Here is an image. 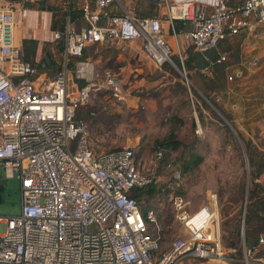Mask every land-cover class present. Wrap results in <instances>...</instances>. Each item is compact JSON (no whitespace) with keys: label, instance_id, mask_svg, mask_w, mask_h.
I'll list each match as a JSON object with an SVG mask.
<instances>
[{"label":"built area","instance_id":"2783aa9c","mask_svg":"<svg viewBox=\"0 0 264 264\" xmlns=\"http://www.w3.org/2000/svg\"><path fill=\"white\" fill-rule=\"evenodd\" d=\"M36 1L0 0V168L6 178L17 176L21 189L20 213L0 215V264H264V233L250 242L244 236L248 195L238 245L222 240L215 194L196 209L171 195L179 232L166 239L155 211L143 213L130 195L156 182L134 148L94 149L87 123L75 117L99 95L127 99L117 74L82 58L88 45L110 42L125 51L139 42L154 65L184 67L180 37L204 55L230 36H254L264 25V0H158L163 18L138 16L117 0H68L64 9L81 2L84 24L66 15L63 29H48L52 41L63 42L53 77L45 53L23 57L16 31V9ZM112 5L122 9L109 14ZM175 20L189 29L176 33ZM205 59L211 74L228 55Z\"/></svg>","mask_w":264,"mask_h":264},{"label":"rangeland","instance_id":"374dc122","mask_svg":"<svg viewBox=\"0 0 264 264\" xmlns=\"http://www.w3.org/2000/svg\"><path fill=\"white\" fill-rule=\"evenodd\" d=\"M66 1L54 2L59 9L66 10ZM122 2L125 0H117V3ZM73 3L80 7L81 2ZM28 8L15 11L17 34L21 39L23 36L37 39L38 48L51 53L57 69L62 62L61 53L47 41L50 40V27L45 28V12L35 11L34 4ZM74 22L84 24L82 18ZM179 42L184 67L154 65L142 53L140 43H131L132 47L125 51L118 50L110 42L88 45L89 57L99 70L117 74L127 94L123 102L100 96L83 107L91 145L94 149L132 146L156 180V188L170 189L168 193L161 191L141 202L142 208L155 211L164 232L162 236L170 239L179 232L169 203L171 195L182 194L189 208L196 209L215 194L222 240L225 245L235 246L240 241L244 202L247 195L251 197L254 167L264 163V25L243 45L240 42L236 49H231L229 61L214 67L211 74L204 72L203 58L193 46L181 37ZM207 53L212 61L214 53ZM189 58L191 65L187 64ZM253 59L257 60L255 65H252ZM236 70L243 71L241 77H234ZM230 75L233 80L228 79ZM193 91L197 94L193 95ZM206 95L217 102L227 118ZM170 132L179 137L193 135L195 138L192 149L180 147L167 151L166 160L172 161L166 167L165 159L158 162L154 157L155 142L166 138ZM191 153L200 156L202 161L184 172L182 163ZM0 173L4 187L0 215L16 216L21 209L20 181L16 175L6 178L2 168ZM172 177L179 179L174 181ZM255 189L264 204V174ZM253 202L257 203L253 199L247 204L244 220V236L248 242L257 233L264 232V220L248 222L250 209H255L251 205ZM260 214L264 218V208Z\"/></svg>","mask_w":264,"mask_h":264},{"label":"trees","instance_id":"16d2710c","mask_svg":"<svg viewBox=\"0 0 264 264\" xmlns=\"http://www.w3.org/2000/svg\"><path fill=\"white\" fill-rule=\"evenodd\" d=\"M54 1L55 0H38V1L33 3L34 4V9L39 10L41 12L50 13V15H51L50 24H49V27H50L49 29L50 30H61V29H63L66 15H69L70 20L73 21V22L82 17L83 11L77 5H75L73 2H70L67 5V7L65 8L66 10H61L57 6V4H55ZM182 30H183V23H182L181 20H177L176 21V26H175V31H176V33H181ZM47 41L48 42L50 41V42H52L55 45V51L57 53H61L62 52V50H63V42L62 41H52L51 38H50V40L48 39ZM21 44H22L23 57L26 58V59L33 58L36 55L37 52L39 54L40 53H45L48 56V58H49L48 68L51 70V72H50L51 76L50 77H53V74L56 72V70L60 69V66H57V69H55V67H54L55 61L52 58V55H51V53H49V51L43 52V50L38 48L39 46H38V40L37 39L32 38V37L23 36ZM87 57H89V54H88V50H87V47H86V49L83 52L82 58H87ZM76 59L77 58H71L70 63H69V68H68L70 71L73 70V64H74L73 62ZM176 61H177V59H176ZM187 61H188L187 64H189L191 62L190 58L187 59ZM177 63H178V65L180 64L179 61ZM183 64H184V62H183ZM189 65H191V63ZM221 65H223V64H218L217 66H221ZM164 66H168V65H163L162 67H164ZM51 67H53L54 70H52ZM192 94L196 95L197 93H196V91H193ZM98 97H100V95ZM98 97H96V98H98ZM206 98L208 100H210V102L218 110H220V112L224 116H226V118H227V115L225 114V112H223L219 108V106H218L216 101H214L208 95H206ZM83 107L84 106H78L76 108L75 117H76V119H82V120L85 121ZM207 108H208V106H207ZM212 114L214 116H216L213 111H212ZM194 123L195 122L193 121V124ZM240 137H241V135H240ZM194 138L195 137L193 135L179 137L174 132H170L166 138H164L162 140H158V141L155 142V146H156V149H157L156 152H155V155H154L155 159L158 162H164V159H165L166 167H168L172 160H169V159L166 160L167 151L168 152H172V151H175V150L179 149L180 147L192 149ZM134 153L136 155L135 150H134ZM159 153H160V155H159ZM136 157H137V155H136ZM201 161H202V158L200 156H197L194 153H191L189 155V157L187 159H185L184 162L182 163L183 171L184 172L189 171L192 167L197 166ZM263 174H264V163H261L259 166L255 165L254 171L252 173V181H251V184H252L253 188L250 189L251 197L249 199V196H248V203L247 204H249V202H252L253 199L257 203L254 204V202H253L251 204L252 207H254L255 209H253V210L250 209L248 222L250 220H252V219H257L259 221L264 220L263 216L260 214V211L264 208V204H262V202H261L262 201V196L255 189L256 187L259 186V183H261V177H262ZM149 175L151 176L150 173H149ZM172 179L174 181H176L179 178L172 177ZM3 190H4V187H3L2 181L0 180V203L3 200V197H2ZM161 191L168 193L170 191V189L168 187H166L165 190L163 191L162 188H156L155 183L152 182L151 184H148V185L143 186L141 188H137V187L133 188L131 190V192H130V195L132 197L136 198L140 202V206H141L142 199L149 200L155 194H160ZM175 194H180V193H175ZM180 195H182V194H180ZM148 209H150V208H148V207H143L142 208V206H141V210H142L143 213H145ZM263 228H264V224H263ZM263 231H264V229H263ZM162 232H163V230H162ZM262 233H264V232H262ZM258 234L259 233L254 235V237L255 236L257 237ZM164 238L167 239V237H165V236H164Z\"/></svg>","mask_w":264,"mask_h":264},{"label":"crops","instance_id":"0c3cea01","mask_svg":"<svg viewBox=\"0 0 264 264\" xmlns=\"http://www.w3.org/2000/svg\"><path fill=\"white\" fill-rule=\"evenodd\" d=\"M239 1H242V0H239ZM122 8L132 9L138 16H144V17L158 16V17L163 18V10L160 7H158V5L156 3L148 1V0H143L141 2H136V0L135 1L134 0L133 1L132 0H125L124 3L122 2ZM122 8L120 7L118 9L115 5H112L110 8L107 9V12L109 14H114V13L119 12V10H121ZM35 11H38V10H35ZM44 16L46 18V20L44 19L46 21L45 28H47V27H49V24H50L51 15L49 13H44ZM176 21L177 20H175V26H176ZM165 25H166V23H164V26ZM189 27H190L189 23H183V30L182 31L189 29ZM166 38L168 39L169 42H173V38L171 37V34L169 33V31L166 34ZM248 38H250V37L244 36V35L230 36V37L226 38L224 41H222L218 45L217 49L211 50L215 55V56H211V57L214 58L213 60H215L219 56V54L227 53V55H228L227 62H228L230 52L232 51L231 49H236L238 47L237 46L238 43H240V42L243 45ZM133 43H135L134 45H137L139 42H133ZM241 44H239V45H241ZM129 47H132V46H129ZM129 47L127 49H129ZM251 47L253 49L255 46L252 45ZM130 52H132V50H130ZM196 53H198V52H196ZM198 54L200 56H202V58H203V60H201L202 65H204V67H205L208 63L206 61L205 57L207 56V58H210V56L207 55L208 53L204 54V55L200 54V53H198ZM216 66L217 65L212 66V69Z\"/></svg>","mask_w":264,"mask_h":264},{"label":"water","instance_id":"95a60500","mask_svg":"<svg viewBox=\"0 0 264 264\" xmlns=\"http://www.w3.org/2000/svg\"><path fill=\"white\" fill-rule=\"evenodd\" d=\"M148 1H151V2L156 3L158 0H148ZM184 76H185V75H184ZM0 178H1V175H0Z\"/></svg>","mask_w":264,"mask_h":264}]
</instances>
